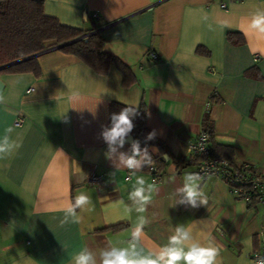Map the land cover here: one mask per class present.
I'll use <instances>...</instances> for the list:
<instances>
[{
  "label": "crops",
  "instance_id": "0c3cea01",
  "mask_svg": "<svg viewBox=\"0 0 264 264\" xmlns=\"http://www.w3.org/2000/svg\"><path fill=\"white\" fill-rule=\"evenodd\" d=\"M43 11L98 32L133 79L125 85L113 64L99 73L54 48L37 55L38 75L0 73V143L8 149L0 153V264H74L82 250L101 264L111 248L128 249L130 264H156L154 256L175 248L173 259L189 246L219 249L217 264H252L251 253L264 250V203L246 204L220 178L195 179V164L177 168L169 159L153 183L144 150L128 169L133 143L110 148L103 132L112 101L143 102L149 130L188 159L208 116L213 143L231 147L234 164L264 172V35L251 27L264 0H44ZM92 171L99 186L86 183ZM186 184L200 193L195 204ZM141 188L144 201L135 195ZM80 193L91 202L72 215Z\"/></svg>",
  "mask_w": 264,
  "mask_h": 264
},
{
  "label": "trees",
  "instance_id": "16d2710c",
  "mask_svg": "<svg viewBox=\"0 0 264 264\" xmlns=\"http://www.w3.org/2000/svg\"><path fill=\"white\" fill-rule=\"evenodd\" d=\"M43 2L44 0H0V67L7 65L0 69V73L32 72L38 75L37 56L25 60L23 58L54 48L79 58L99 73L107 72L109 66L113 64L121 72L125 85L132 82L133 75L130 67L103 50V38L98 32L61 23L56 17L44 13ZM227 38L234 44L243 42L242 35L237 32H228ZM125 107L127 105L119 102L110 103L109 128L112 125V114H118ZM146 116V105L141 102L136 108V114L130 117L134 128L128 134L132 136L133 141H138L139 148L144 150L143 169L145 171L153 165L154 172L162 175L164 165L167 163L162 154L167 155L177 168L199 163L198 156L189 155L188 159L173 156L164 141L155 135L152 139H146L151 133L146 123ZM202 128L209 134L211 154L225 158L234 165L231 147L213 143V124L208 116L202 119ZM151 149L156 152L153 153ZM106 229L108 228L101 230Z\"/></svg>",
  "mask_w": 264,
  "mask_h": 264
},
{
  "label": "clouds",
  "instance_id": "9594fccd",
  "mask_svg": "<svg viewBox=\"0 0 264 264\" xmlns=\"http://www.w3.org/2000/svg\"><path fill=\"white\" fill-rule=\"evenodd\" d=\"M251 27L257 30L258 34L264 35V13L256 15L254 17ZM136 114V108L134 106L128 105L127 107L120 110L118 114H112L111 120L112 125L110 128H106L103 132L105 141L111 148L112 145L117 142L123 145L124 138L133 130L134 124L132 122L131 116ZM155 132L148 134L146 139H152ZM7 140L0 143V153L6 152L8 149L6 147ZM19 146V145H18ZM140 154L139 142L133 141V155L127 157L124 161L125 166L128 169L137 168L140 162L136 159V156ZM164 155V154H162ZM139 183L143 184L144 181L141 178ZM184 193L189 202L195 204L196 199L200 196L195 185H185ZM135 195L144 201L143 189H138ZM91 202V197L80 193L75 198V204L72 207V215H75L76 208H82ZM202 203H207L206 199H202ZM79 220L76 219L73 223H78ZM67 223V220H61V224ZM140 231H143L144 225L139 226ZM137 238L139 232L134 234ZM177 251L175 248L168 249L162 257L156 255L154 256L156 264H178L179 261L183 260L184 264H217V257L219 256V249L215 247H202V246H189L186 251L180 250L179 254L173 259H169L172 252ZM131 256L128 249L124 248H111L109 250H104L101 252V264H130ZM74 264H96V261L91 253L87 250H82L75 256Z\"/></svg>",
  "mask_w": 264,
  "mask_h": 264
},
{
  "label": "built area",
  "instance_id": "2783aa9c",
  "mask_svg": "<svg viewBox=\"0 0 264 264\" xmlns=\"http://www.w3.org/2000/svg\"><path fill=\"white\" fill-rule=\"evenodd\" d=\"M222 7H225L223 4ZM93 18L98 17V13L92 14ZM152 59L157 58L154 51L150 52ZM217 95L211 93L205 102V111L213 104ZM22 119L18 117L14 121V125H20ZM187 151L189 155L198 156L199 163L192 171L195 179L204 180L208 177L220 178L228 187L230 193L241 199L246 204L255 202L264 203V172H258L251 163L230 164V162L222 157L214 156L210 152L209 134L201 128L194 141L188 144ZM151 176V182L159 181L161 175L154 172L153 165L146 170ZM130 172H127L126 179H130ZM102 182V176L92 171L86 178V183L99 186ZM252 264H264V250L254 251L250 255Z\"/></svg>",
  "mask_w": 264,
  "mask_h": 264
},
{
  "label": "water",
  "instance_id": "95a60500",
  "mask_svg": "<svg viewBox=\"0 0 264 264\" xmlns=\"http://www.w3.org/2000/svg\"><path fill=\"white\" fill-rule=\"evenodd\" d=\"M64 44H67V43H64ZM59 46H61V45H59ZM38 54H34V55H31V56H29V57H26V58H23V60H25V59H27V58H30V57H33V56H37ZM13 63H15V62H13ZM13 63H10V64H13ZM9 65V64H8ZM5 66H7V65H4V66H1L0 67V69H2V68H4ZM3 86H4V84H3V82L0 80V92L2 91V89H3ZM132 136H127V137H125L124 138V141H123V143H132ZM163 158L167 161L168 160V156L167 155H163Z\"/></svg>",
  "mask_w": 264,
  "mask_h": 264
}]
</instances>
